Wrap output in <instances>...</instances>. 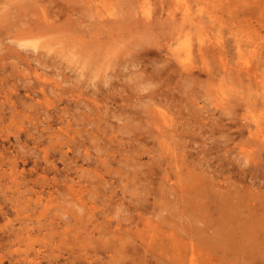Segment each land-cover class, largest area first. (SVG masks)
Listing matches in <instances>:
<instances>
[{"label":"rangeland","instance_id":"374dc122","mask_svg":"<svg viewBox=\"0 0 264 264\" xmlns=\"http://www.w3.org/2000/svg\"><path fill=\"white\" fill-rule=\"evenodd\" d=\"M33 1L0 0V264L153 261L147 244L186 264L193 249L195 264H264L236 243L217 263L200 236L221 219L217 197L264 214V0H72L84 23L38 39L18 13ZM92 14L106 21L97 64L79 33ZM188 58L192 83L155 73Z\"/></svg>","mask_w":264,"mask_h":264},{"label":"bare ground","instance_id":"6f19581e","mask_svg":"<svg viewBox=\"0 0 264 264\" xmlns=\"http://www.w3.org/2000/svg\"><path fill=\"white\" fill-rule=\"evenodd\" d=\"M66 3L68 4L66 9L62 8L60 11L56 12L54 10V6H52L53 2L55 0H34L32 3L26 4L28 7H33L30 12H36L37 10V4L41 5L42 11L39 13L41 16L35 20L31 18L30 12L26 9L27 7H23L20 10H18L19 15H21V12H26V14L29 13L30 19L28 21H32L33 23L31 25H35L33 27H30V29H24L22 34L24 36H28L33 39H38L39 36H42L48 32H54V31H62V33L69 34L71 30L77 26V25H82L84 22L76 15H78L79 11L75 6H72L71 2L72 0H65ZM41 2V3H40ZM45 2L49 3V6L47 4H43ZM57 4H61L59 1H56ZM62 5V4H61ZM69 7V9H68ZM6 9V7L4 8ZM2 8L0 9V11ZM75 11L77 13H75ZM61 13H63L64 16H61ZM170 14H173L172 12ZM6 10L5 13L1 16V21L6 22ZM150 17V16H149ZM149 24L147 26H153L155 23L154 17H151ZM156 19H160L157 18ZM93 20H95L93 22ZM93 22V27L94 29L85 33L83 30L79 28V33L80 36H84L83 34H86V36H89V40L87 41L85 38L82 40V44L84 45L83 50L85 51L86 49L90 48L92 50L91 52L94 53L90 57V62L97 64L100 60V57L98 55V49L100 48L101 44V32H103L102 25L101 23H105L106 21H101L99 19V16L96 14L91 15V20ZM152 21V22H151ZM112 22V21H110ZM157 22V21H156ZM121 24L119 21H114L112 23H108V25L111 28H116L117 25ZM157 25H159L157 23ZM23 46L25 47H39L41 46L40 43L34 42L32 44H24ZM87 47V48H86ZM89 50V51H90ZM212 46H210L209 49H207L208 52L203 51L204 53L202 56H206L207 58L210 56L209 53H213ZM91 53V54H92ZM150 52L148 51H142L140 53L141 56H147L149 55ZM191 58V57H190ZM189 59L188 62L182 64L180 66V70L172 67V66H164V67H158L156 68V75L158 74V78L161 80H167V76L170 75V73H182V76H185V79H191L192 81H196L194 79V76L196 73L194 72V69L197 68L194 63H191L192 59ZM252 69L249 67H245V72L250 73ZM210 71V70H209ZM241 71L244 72V69H241ZM190 82V81H189ZM160 94H158L159 96ZM154 114V112H152ZM157 115V113H156ZM163 116H167L165 113H161ZM141 118V117H140ZM144 118H147V116H144ZM144 120L143 118H141ZM149 121H151V118H148ZM174 121V119H173ZM155 138V137H154ZM133 175L132 172H130L129 176L131 177ZM183 186H180V189ZM212 187L209 186L205 187L201 182L198 180H192L191 181V186L190 189L192 190L191 193L195 194H208V191H212ZM216 196V195H215ZM235 199V198H234ZM215 200L218 201L219 207L218 209L221 210V219L217 220L215 222L211 221V226L215 229L214 233L211 235H206L205 232H201L200 236L201 241L203 244H206L207 247L214 253V260L218 263L221 261L223 258L222 254H225L228 252V250L231 247H235L237 245V259L241 258H249L251 259V256H263L264 255V214H261V211L258 212L257 208L256 211L251 210L248 208L249 204L247 203L248 200L245 199H238L237 202H234L233 199L231 198L230 195H226L224 198L217 197ZM187 205H191L192 207L194 206V202L188 201L186 202ZM185 205V203H184ZM205 205H201L200 211H202V214L206 212V208L204 207ZM264 208V204H262ZM186 207V205H185ZM195 207V206H194ZM187 210V208H186ZM240 211V213H239ZM209 212V211H208ZM244 213L246 218L242 217L241 213ZM194 215V214H193ZM210 216V215H209ZM248 217V218H247ZM236 243V245H235ZM235 245V246H234ZM160 247L157 249L152 248L151 244L146 245V252L149 253H154L153 256L155 257L153 261L146 259L145 257L140 258L141 256L133 257V255L127 253L125 254L124 257H121L123 259L122 264H165L164 262L166 261L167 264H173L172 261L169 263L171 259L174 257H177L175 260L178 261L180 264H186L184 262V257L181 255L182 253H174L173 255H169L166 251V246L164 245H159ZM123 249L122 251H124ZM255 251V253L251 254L252 251ZM174 250L172 249V252ZM210 251V253H212ZM126 252V251H124ZM195 253L193 249V255L190 257V264H195ZM184 254V253H183Z\"/></svg>","mask_w":264,"mask_h":264}]
</instances>
